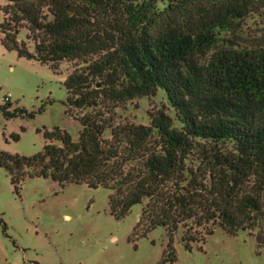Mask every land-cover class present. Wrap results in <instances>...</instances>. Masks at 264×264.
I'll list each match as a JSON object with an SVG mask.
<instances>
[{"label": "trees", "instance_id": "1", "mask_svg": "<svg viewBox=\"0 0 264 264\" xmlns=\"http://www.w3.org/2000/svg\"><path fill=\"white\" fill-rule=\"evenodd\" d=\"M3 13L4 48L56 73L71 64L66 105L86 111L77 140L55 127L35 155L0 149L17 193L37 177L108 189L118 220L142 205L133 236L163 227V264L179 230L187 250L217 228L264 249V0H7ZM160 92L173 115L120 119ZM6 100L5 118L26 112Z\"/></svg>", "mask_w": 264, "mask_h": 264}, {"label": "rangeland", "instance_id": "2", "mask_svg": "<svg viewBox=\"0 0 264 264\" xmlns=\"http://www.w3.org/2000/svg\"><path fill=\"white\" fill-rule=\"evenodd\" d=\"M7 0H0V23ZM249 24L254 32L261 24ZM26 32L22 31L21 37ZM71 64L63 63L56 73L49 65L21 58L7 51L0 40V105L9 98L11 110L26 112L12 119L0 111V149L32 156L45 145L43 132L55 127L67 130L78 139L80 114L66 105L64 82ZM167 108L166 96L137 100L118 110L121 120L148 124V111ZM34 112V117L26 113ZM19 134L18 141L12 135ZM108 189L86 184H67L45 178L27 177L20 192L15 191L8 172L0 167V264H163L168 234L163 227L146 237L135 239L134 227L142 205H136L124 219L110 213ZM182 230L174 237L175 262L164 264H264V249L249 232L227 235L217 228L206 243L187 250L181 241Z\"/></svg>", "mask_w": 264, "mask_h": 264}]
</instances>
